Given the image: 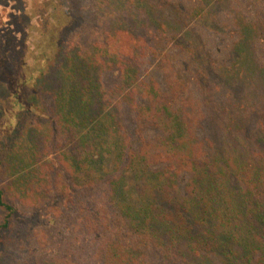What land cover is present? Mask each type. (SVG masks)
<instances>
[{"label": "trees", "instance_id": "obj_1", "mask_svg": "<svg viewBox=\"0 0 264 264\" xmlns=\"http://www.w3.org/2000/svg\"><path fill=\"white\" fill-rule=\"evenodd\" d=\"M62 1H44L40 26L21 9L0 32V264L15 214L5 192L32 206L63 171L98 192L94 264H264V15L247 20L235 0H89V23ZM192 22L232 35L222 65ZM27 30L32 48L15 53ZM74 253L67 243L35 264Z\"/></svg>", "mask_w": 264, "mask_h": 264}, {"label": "rangeland", "instance_id": "obj_2", "mask_svg": "<svg viewBox=\"0 0 264 264\" xmlns=\"http://www.w3.org/2000/svg\"><path fill=\"white\" fill-rule=\"evenodd\" d=\"M44 1L0 0V32L10 29L11 26H7V24L10 20L14 21L21 9L38 15L31 22L35 26H40L42 21L40 14H43L42 11H44L41 7ZM62 2L64 9L69 10L71 3L68 0ZM77 2L76 5L80 8L81 15L85 19L88 18L86 22L90 23L89 0H78ZM183 4L189 8L190 0H183ZM234 4L247 20L259 14L264 15V0H235ZM219 19L222 22L229 21V17L225 18L223 14ZM189 25L193 28L197 40L203 45L204 54L208 51L210 60L215 64L222 65L227 59L232 35L225 34L224 31L218 34L206 32L199 27H194L193 22ZM26 33L28 34L25 35ZM26 33L14 32L17 37L15 53L19 52L20 46L29 45L30 47H27L32 48L36 35L30 30H27ZM254 54L256 60L264 66V45H255ZM182 57L179 56L171 62L176 71L183 74L185 78H189L192 76L191 69L184 60L185 57ZM154 65V62H150L147 71H152ZM159 78H163L164 81V77L159 76ZM102 81L106 88H109L115 83V77L107 72L103 74ZM3 90L0 88L2 101L4 99ZM44 99L47 102V98ZM60 175L61 178L57 181L58 185L48 191V194L42 189L41 193H38L36 203L32 206L20 202L18 198L5 192L4 199L14 207L15 214L1 246L5 256L2 264H35L38 259L42 261L59 254L67 243L73 246L77 264H94V260L90 258L94 245H91L92 242H88L85 225L88 216L86 213L88 212L87 201L91 195L93 198L98 197V192L94 190L82 192L80 188H76L74 179L72 181L67 172H60ZM78 184L81 185V181H78ZM0 187L4 189V183L1 180ZM1 220L0 213V223ZM91 238L89 235V239Z\"/></svg>", "mask_w": 264, "mask_h": 264}]
</instances>
